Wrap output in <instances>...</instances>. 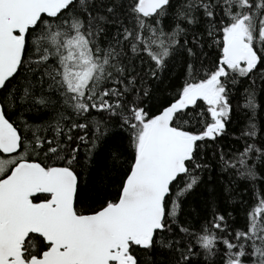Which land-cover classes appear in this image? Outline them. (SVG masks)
<instances>
[{
    "label": "snow or ice",
    "instance_id": "obj_1",
    "mask_svg": "<svg viewBox=\"0 0 264 264\" xmlns=\"http://www.w3.org/2000/svg\"><path fill=\"white\" fill-rule=\"evenodd\" d=\"M0 264H264V0H0Z\"/></svg>",
    "mask_w": 264,
    "mask_h": 264
}]
</instances>
